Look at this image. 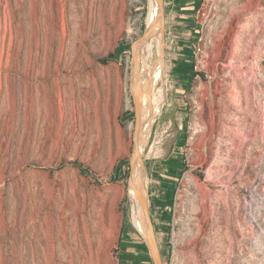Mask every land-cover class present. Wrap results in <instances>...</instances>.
Listing matches in <instances>:
<instances>
[{
  "label": "rangeland",
  "instance_id": "obj_1",
  "mask_svg": "<svg viewBox=\"0 0 264 264\" xmlns=\"http://www.w3.org/2000/svg\"><path fill=\"white\" fill-rule=\"evenodd\" d=\"M149 11V0H0V264H154L132 175L137 111L146 126L153 116L134 87L143 65L160 74L157 110L170 96L164 10L160 30ZM203 13L213 78L191 93L203 100L170 177L153 124L138 159L144 210L161 264H264V0H208Z\"/></svg>",
  "mask_w": 264,
  "mask_h": 264
},
{
  "label": "crops",
  "instance_id": "obj_2",
  "mask_svg": "<svg viewBox=\"0 0 264 264\" xmlns=\"http://www.w3.org/2000/svg\"><path fill=\"white\" fill-rule=\"evenodd\" d=\"M157 3L158 0H149V12L155 14L156 28L160 30L161 13ZM200 5L201 0H163L165 24L162 67L168 83L165 87L166 92L170 96L163 97L155 116L154 145L159 151H170L166 154V159L159 162L162 164V171L168 177L178 173L183 165L178 154H181L180 150L188 142L187 134L193 119V109L203 100L202 97H190L193 90L203 87V83L195 79L193 72L194 51L198 40L204 35L197 16ZM158 46L161 49V45ZM159 189L163 198H171L170 184L161 183ZM143 230L144 226L140 229L142 235Z\"/></svg>",
  "mask_w": 264,
  "mask_h": 264
},
{
  "label": "bare ground",
  "instance_id": "obj_3",
  "mask_svg": "<svg viewBox=\"0 0 264 264\" xmlns=\"http://www.w3.org/2000/svg\"><path fill=\"white\" fill-rule=\"evenodd\" d=\"M157 4H158V7L160 9L159 2ZM160 13H161V18H162L161 9H160ZM150 17H151L150 21H152V15ZM148 24L150 26H152V23L151 24L148 23ZM161 24H162L161 26L163 27V20H161ZM142 63H144L143 58H142ZM159 76H160V74L157 70V67H155L151 71H148L146 68V65H143L141 78L136 79L134 82V87L136 88V90L139 93H143L145 95L146 100L149 103V106H151V109L153 111V116H152L151 123L149 126H146V123H147L148 117H149L148 110L147 109L143 110L141 118H140V114L138 113L139 127L141 126L142 128H144V130L141 133L138 132V140L136 141V145H135V149H134L135 150V152H134V162H135L134 163V170L136 169V171H135V184H137L138 188L139 187L141 188V189L140 188L137 189V191L141 195V197H139V204H143V206L139 210V220H142V217L144 214V208L146 206L148 207V199H147L148 195H147V189H146L145 176H144V173L141 169V166L138 164V159L141 158L143 151H144V148L146 147L147 141L149 140V137H150L151 131H152V126H153L154 121H155V115L158 111L157 108L154 106L155 105L154 104V95L156 94V89L154 90L153 87H154V85H156L158 83ZM137 100H139V94L137 96ZM133 173H134V171H133ZM133 173H132V175H133ZM137 211L138 210L135 207H133L132 219H133L134 223H137V221H138ZM144 216H145L146 223L148 225V228L145 227L143 230V232H144L143 235L146 237L148 235V233L150 232V225H149V222L146 218V215H144Z\"/></svg>",
  "mask_w": 264,
  "mask_h": 264
},
{
  "label": "built area",
  "instance_id": "obj_4",
  "mask_svg": "<svg viewBox=\"0 0 264 264\" xmlns=\"http://www.w3.org/2000/svg\"><path fill=\"white\" fill-rule=\"evenodd\" d=\"M207 1L208 0H201V5L199 6L197 11L198 20L201 18V16L202 17L204 16L203 7ZM207 47H208V42L206 41L205 36L202 35L198 40V44L195 48V54H194L195 62L193 65V72L195 74V79L199 81L203 79L211 81L213 78V76L209 74L206 69L205 58L207 57V53H208Z\"/></svg>",
  "mask_w": 264,
  "mask_h": 264
},
{
  "label": "water",
  "instance_id": "obj_5",
  "mask_svg": "<svg viewBox=\"0 0 264 264\" xmlns=\"http://www.w3.org/2000/svg\"><path fill=\"white\" fill-rule=\"evenodd\" d=\"M158 2H159V6H160V9L162 12L163 0H158ZM147 35H148V30L146 29L144 36L140 40V45H139V49H138L136 60H135L137 67H140V59H141L144 47H145L146 42H147ZM139 76H140L139 78H141L140 73H139ZM137 118H138V111H137ZM137 134H138V119H137ZM137 140H138V137L136 135V141ZM133 171H134V165L132 167V173H133ZM130 189H131V184H130ZM144 211H145L146 218H147L149 225H150V232L147 235V242H148L154 263L155 264H161L160 263V254H159V249H158L157 242H156L152 218H151V215H150V212L148 209H145Z\"/></svg>",
  "mask_w": 264,
  "mask_h": 264
},
{
  "label": "trees",
  "instance_id": "obj_6",
  "mask_svg": "<svg viewBox=\"0 0 264 264\" xmlns=\"http://www.w3.org/2000/svg\"><path fill=\"white\" fill-rule=\"evenodd\" d=\"M107 60L105 59L104 62H106Z\"/></svg>",
  "mask_w": 264,
  "mask_h": 264
}]
</instances>
